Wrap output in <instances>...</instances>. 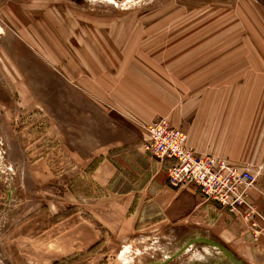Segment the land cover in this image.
Wrapping results in <instances>:
<instances>
[{"label":"rangeland","instance_id":"1","mask_svg":"<svg viewBox=\"0 0 264 264\" xmlns=\"http://www.w3.org/2000/svg\"><path fill=\"white\" fill-rule=\"evenodd\" d=\"M116 1L0 0V264H153L198 235L264 264V0ZM160 118L257 175V218L168 178ZM210 246L163 264H226Z\"/></svg>","mask_w":264,"mask_h":264},{"label":"built area","instance_id":"2","mask_svg":"<svg viewBox=\"0 0 264 264\" xmlns=\"http://www.w3.org/2000/svg\"><path fill=\"white\" fill-rule=\"evenodd\" d=\"M145 130L144 150L167 164L171 181L195 185L206 200L247 221L258 215L250 199L255 174L249 169L212 154L197 153L188 145L185 132L166 118L149 123Z\"/></svg>","mask_w":264,"mask_h":264},{"label":"crops","instance_id":"3","mask_svg":"<svg viewBox=\"0 0 264 264\" xmlns=\"http://www.w3.org/2000/svg\"><path fill=\"white\" fill-rule=\"evenodd\" d=\"M189 145V144H188ZM197 152V151H196ZM114 160H115V158H114ZM114 160L112 159V157H110V158H108V163L111 165V168H112V166L114 165V167H115V162H114ZM108 166V165H107ZM109 166H108V169L110 170L111 169ZM112 179L111 178H109L108 179V183H110V181H111ZM153 180H154V178L153 177H149V178H146V180H145V182H143L141 185H140V187H139V189L138 188H135V187H130V188H128V189H126V190H124V191H122V192H119V191H116V192H119V193H122L124 196H127V197H133V196H135V192L136 191H145L146 189H148V187H149V189H150V185L152 184V182H153ZM156 182V181H155ZM154 184V183H153ZM155 187H159V188H157V193L156 192H154V193H152V192H148V194L150 193L151 195H154V196H156V201L159 203V204H162V203H160L161 201H162V199H160L161 197H163V196H160L159 195V193H162V194H164V195H166V194H170V193H172L173 194V196H174V193H173V188H171L170 186H168L166 183H161L160 185H158V186H155ZM148 196V195H147ZM162 206V205H161ZM201 210L203 211V204L201 203V201L199 200V202H197V203H195V206H194V210H193V214H192V216H191V218H193L194 220H197L198 221V219H201L202 217H204L203 216V213H201ZM212 210V209H211ZM214 212V211H213ZM213 212L211 213V215L210 216H212L213 215ZM199 213V214H198ZM226 218L225 217H223V219H224V222H225V227H224V230H223V232L225 233V234H227V235H229V238H231V239H238V235L236 234V231L234 230V228H236V223L234 222L233 223V219H231V217H230V215L229 214H227L226 213ZM259 215H256L255 216V218H257ZM205 218V217H204ZM214 224H215V222H213ZM210 224H212V222H210ZM213 226V225H212Z\"/></svg>","mask_w":264,"mask_h":264},{"label":"water","instance_id":"4","mask_svg":"<svg viewBox=\"0 0 264 264\" xmlns=\"http://www.w3.org/2000/svg\"><path fill=\"white\" fill-rule=\"evenodd\" d=\"M199 241H203L206 244L219 247L229 257V259L233 262V264H249V263L243 261L241 258L237 257L236 254L230 248H228L226 245H224L220 241L215 240L214 238H211L209 236H201V235L195 236L194 238H192V239L188 240L187 242H185L184 245H182L180 247V249H178L173 254H171L170 257H168L167 259H165L163 261H156L153 264L166 263L169 260L177 257L184 250H186L190 245H192L195 242H199Z\"/></svg>","mask_w":264,"mask_h":264},{"label":"bare ground","instance_id":"5","mask_svg":"<svg viewBox=\"0 0 264 264\" xmlns=\"http://www.w3.org/2000/svg\"><path fill=\"white\" fill-rule=\"evenodd\" d=\"M107 1L115 2L116 0H107ZM210 247H212V249L216 250L221 256L227 259V261H224L226 262V264H233V262L229 259V257L219 247L216 246H210Z\"/></svg>","mask_w":264,"mask_h":264},{"label":"flooded vegetation","instance_id":"6","mask_svg":"<svg viewBox=\"0 0 264 264\" xmlns=\"http://www.w3.org/2000/svg\"><path fill=\"white\" fill-rule=\"evenodd\" d=\"M256 181H257V175H255V183H254V186L256 185ZM257 207V206H256ZM258 209V208H257ZM259 213V211H258ZM260 214V213H259Z\"/></svg>","mask_w":264,"mask_h":264}]
</instances>
